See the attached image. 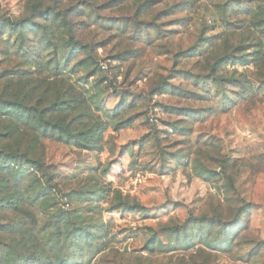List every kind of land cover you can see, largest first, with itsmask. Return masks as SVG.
<instances>
[{"label":"rangeland","instance_id":"rangeland-1","mask_svg":"<svg viewBox=\"0 0 264 264\" xmlns=\"http://www.w3.org/2000/svg\"><path fill=\"white\" fill-rule=\"evenodd\" d=\"M0 264H264V0H0Z\"/></svg>","mask_w":264,"mask_h":264}]
</instances>
